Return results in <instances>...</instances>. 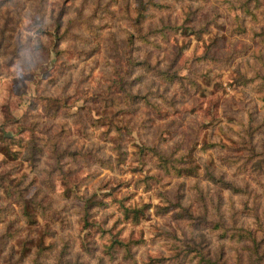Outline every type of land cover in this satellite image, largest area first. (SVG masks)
Here are the masks:
<instances>
[{"label": "rangeland", "instance_id": "obj_1", "mask_svg": "<svg viewBox=\"0 0 264 264\" xmlns=\"http://www.w3.org/2000/svg\"><path fill=\"white\" fill-rule=\"evenodd\" d=\"M148 1L0 0V264H257L224 231H264V172L229 163L264 145V0ZM148 147L199 175L167 173ZM91 197L106 233L83 228ZM114 234L129 253H104ZM25 240L52 247L21 261Z\"/></svg>", "mask_w": 264, "mask_h": 264}, {"label": "trees", "instance_id": "obj_2", "mask_svg": "<svg viewBox=\"0 0 264 264\" xmlns=\"http://www.w3.org/2000/svg\"><path fill=\"white\" fill-rule=\"evenodd\" d=\"M152 3L155 6H161L162 4H159L153 0H149L147 2ZM248 11H249V7H248ZM189 16V15H188ZM188 16L186 15V20H188ZM137 21L139 22V19H137ZM171 27V26H170ZM185 28L186 26H175L172 29L174 30H181L182 28ZM191 34L196 33L198 30L193 28V26H191ZM196 31V32H195ZM161 32V34L165 35V37L167 36V33L165 32L164 29H160L158 30L157 33ZM161 75L163 80L165 81H169L171 82L174 78L179 77L176 76V74L171 75L169 74V72L167 71H161ZM260 81L262 83V87H264V75L261 77ZM263 125V123L259 124L258 127H261ZM241 136V135H240ZM233 142L238 144L240 146V144L242 145H249L250 143L247 141V143L245 142H239L237 141L236 138H232ZM2 141H9L6 138H3ZM250 141V140H249ZM6 143V142H5ZM6 146H8V144H6ZM145 148V147H144ZM244 147H242L241 149H243ZM245 149H248L245 147ZM148 150H150L151 152H153L155 155H158L159 157V161H160V168L165 170L166 172H170L171 170H173V173L176 174L177 176H186V177H191V176H198L199 175V169L198 166H193V165H189V163L191 162V160L189 159L190 156L189 155H181L180 157H176V158H172L171 155H165L164 153L158 152L155 150V148H150L148 147ZM251 151V152H249ZM8 154L9 153H13L9 146H8V150H7ZM242 157H245L242 161H240V163L237 165V160H232L229 163H231L234 166H237L240 170L245 171V170H249L252 169V171L257 175V174H261L264 172V145H262V150L261 152H257L255 150V147L251 148V150H248V153ZM256 158H258L257 160H255ZM167 172V173H168ZM209 177L211 179H214L213 181H215L216 183H220L221 187L223 188L224 185H226V187H228L229 189H232L235 193H246L245 188L241 189L237 186H235V183L233 181L228 182L224 179L228 178V175L221 172V171H217L218 174H220L221 178H216L214 174L215 171L209 172ZM224 178V179H222ZM260 185L262 186V188L264 189V183L260 182ZM16 193L18 191H15ZM31 202L32 200L26 199L25 196L23 197H19L17 200V203L20 204V208L22 210V213L24 214L25 219H27L29 222H26L28 225L30 224H37L38 222H32V221H36V217L33 213V210L31 209ZM97 200L93 199V197L87 199L85 201V205H84V212H85V217H84V224H83V228L84 229H93L96 230L97 232H102V233H106L105 228H103L101 225L99 226V224L97 226L95 222H90L89 221V215L91 213V209L96 205ZM100 203V202H99ZM124 208V217L127 220H130L132 223H139V221L141 220L140 218V213L142 211V209L140 208H131L128 206H123ZM252 216L254 218V222H263L261 216L263 214H261L258 211H255L254 208L251 211ZM246 222V221H245ZM100 228V229H99ZM9 233H12L11 231H9ZM6 235V232H5ZM224 235H228L229 236V240H236V241H242V240H246V241H252L254 244V247H250V249L253 251V253L256 255V260L255 262H257V264H264V250H263V245H264V231L263 234L260 238H258V235L255 233H253L252 230L250 231H233L231 232V234H227V230L224 231ZM109 242H107L106 244H104V253L106 255H113L117 248H122L125 250L126 253L130 252V243H128L127 241H125L124 239H121L119 236H116V234L112 235L111 237H109ZM34 241V240H33ZM25 243L28 242V245L26 246V248H24L26 251L23 250L22 248V244L21 245V249L18 251V253L20 254V259L21 261L25 258V257H29V255L31 253L35 254L34 259H32L33 263H37L38 261V257L40 255L43 254V251L52 247L50 245L48 246H44L42 241H38L37 243H35L33 246H31V244L33 243L32 240H25ZM91 241H90V245H91ZM53 244V243H52ZM51 244V245H52ZM84 244V250H88L90 251L92 248H89L87 244H85V242H83ZM1 251V249H0ZM225 251V250H223ZM206 255H201V261L205 262L206 264H228L226 257H220L218 256L217 258H214L210 255H207V257H204Z\"/></svg>", "mask_w": 264, "mask_h": 264}]
</instances>
